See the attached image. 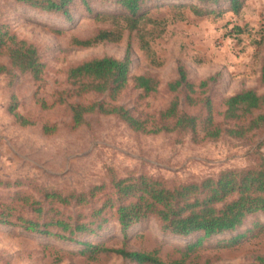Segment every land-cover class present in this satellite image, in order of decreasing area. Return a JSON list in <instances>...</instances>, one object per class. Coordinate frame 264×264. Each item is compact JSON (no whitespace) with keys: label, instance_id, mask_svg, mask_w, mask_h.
<instances>
[{"label":"rangeland","instance_id":"374dc122","mask_svg":"<svg viewBox=\"0 0 264 264\" xmlns=\"http://www.w3.org/2000/svg\"><path fill=\"white\" fill-rule=\"evenodd\" d=\"M90 13L77 3L70 19L19 5L15 0H0V26L33 46L44 69L40 81L21 73L0 55L7 71L0 75V203L10 202L15 191L40 200L43 191L64 195L86 193L91 187L106 185L112 179L145 174L159 179L167 188L216 177L228 169L256 167L264 156V125L237 138L227 131L234 121L223 117V100L244 90L264 94L260 70L264 58V0H237L238 11H231V0L216 3L198 0H153L141 9L155 20H165L160 37L149 41V53L139 47L134 33L125 32L118 43H99L79 47L75 41L91 38L107 24L94 20L96 13L121 12L116 0H88ZM183 9L173 11L172 7ZM190 7L213 11L195 15ZM182 14L184 19H173ZM129 49V82L111 102L107 94L80 92L82 82L68 79V70L85 61L111 57L122 60ZM182 67L192 91L168 90L178 79ZM144 76L156 83L153 92L134 87L133 79ZM212 79V80H211ZM207 86L200 88L201 82ZM190 97L195 104L189 105ZM178 112L198 118L197 136L189 132L142 134L131 131L116 116L96 113L85 116L78 129L71 128V108L75 105L122 107L148 129L174 100ZM212 109V121L218 124L217 139H202L205 102ZM11 107L31 125L22 127L10 113ZM264 115V108L251 117ZM247 120L242 122L245 126ZM54 127L44 134L43 127ZM108 191V190H107ZM104 194L90 205L61 208L63 216L80 217L81 222L100 223L93 234H77L76 241L124 248L129 252L149 253L170 262L178 260L187 245L201 233L181 237L164 233L155 218H148L120 232L111 213L93 216ZM27 218L33 214L22 212ZM96 227V226H94ZM83 246L60 241L19 227L0 225V264H133L114 255H102L95 263L80 255ZM264 257V215L247 217L231 232L204 239L185 264H253Z\"/></svg>","mask_w":264,"mask_h":264},{"label":"trees","instance_id":"16d2710c","mask_svg":"<svg viewBox=\"0 0 264 264\" xmlns=\"http://www.w3.org/2000/svg\"><path fill=\"white\" fill-rule=\"evenodd\" d=\"M153 0H116L121 12L117 14L96 13L94 20L107 24V29L98 30L91 38L75 41L79 47H90L99 43H118L125 32L134 33L141 50L149 53V41L157 39L165 30V20H155L142 12L144 2ZM216 3L220 0H198ZM40 12L61 15L70 19L71 9L79 3L90 13L88 0H15ZM238 1L231 0V11L236 14ZM173 11L183 9L172 7ZM197 16H207L213 11H201L190 7ZM173 19L183 20L182 14L173 15ZM0 55L7 57L9 65L21 73L29 74L34 81H40L44 66L40 62L37 50L23 40H18L7 27L0 26ZM130 56L127 49L125 57L117 60L111 57L95 58L80 63L68 70V79L82 82L80 92L107 94L111 102L125 89L129 82ZM7 71L0 65V75ZM212 80V79H211ZM260 82L264 86V58L260 70ZM134 87L145 93L153 92L156 83L147 77L133 79ZM203 81L199 87H206ZM179 89L192 91L182 67L178 69V79L168 84V90ZM189 105L195 101L186 98ZM223 117L234 121L235 127L227 132L241 138L249 131H255L264 125V115L251 117L256 111L264 108V94L258 95L253 90H244L223 100ZM178 101L174 99L159 114L156 125L148 129L147 121L140 120L122 107L104 105L94 102L90 105H75L71 108V128L78 129L85 123V116L99 114L116 116L131 131L142 134L158 135L162 132H189L193 138L197 136L198 118L180 114ZM207 116L203 121L202 139H217L221 135L218 124L212 121V109L209 101L205 102ZM10 113L20 126L31 125L11 107ZM244 126L242 122L246 121ZM54 127H43L44 134L53 132ZM106 185L91 187L86 193H70L64 195L57 191H43L37 201L30 194L15 191L10 202L0 203V225L14 226L29 233L52 237L60 241L76 243L83 246L80 255L90 263L98 261L102 255H114L133 264H185L186 259L200 247L204 239L240 227L244 220L255 214L264 215V156L256 167L246 169H228L221 171L216 177H207L199 182L181 184L167 188L159 179L151 176L131 175L125 178L112 179ZM108 190V191H107ZM100 194H104L100 207L93 210V216L100 217L106 212L115 217L120 232H126L132 226L148 218H155L164 233L188 237L195 233L202 236L193 244L187 245L180 259L164 262L157 257L155 251L149 253L129 252L124 248H107L104 244H88L76 241L77 234H93L101 230L106 219L101 217L100 223L81 222L80 217H64L61 208L90 205ZM33 214L27 218L23 211ZM96 226V227H94ZM253 264H264V257H258Z\"/></svg>","mask_w":264,"mask_h":264}]
</instances>
